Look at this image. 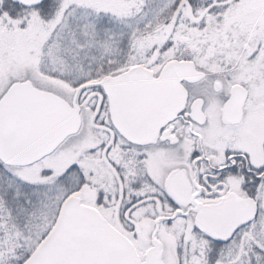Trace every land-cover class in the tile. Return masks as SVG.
<instances>
[{"label":"snow or ice","instance_id":"snow-or-ice-1","mask_svg":"<svg viewBox=\"0 0 264 264\" xmlns=\"http://www.w3.org/2000/svg\"><path fill=\"white\" fill-rule=\"evenodd\" d=\"M0 264H264V0H0Z\"/></svg>","mask_w":264,"mask_h":264}]
</instances>
